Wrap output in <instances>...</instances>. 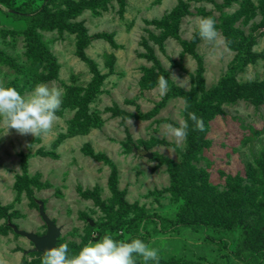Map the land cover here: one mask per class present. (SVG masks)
<instances>
[{"label": "rangeland", "instance_id": "1", "mask_svg": "<svg viewBox=\"0 0 264 264\" xmlns=\"http://www.w3.org/2000/svg\"><path fill=\"white\" fill-rule=\"evenodd\" d=\"M14 15L40 17L34 29L53 59L35 72L32 31ZM208 16L228 41L222 57L197 34ZM0 83L21 95L38 83L63 90L47 136L3 135L0 120V264H42L10 227L45 235L38 201L69 255L107 232L142 236L159 264H248L236 255L241 230L224 229L236 220L264 244V0L0 3ZM189 111L209 116L195 155L189 135L178 145L163 129Z\"/></svg>", "mask_w": 264, "mask_h": 264}, {"label": "clouds", "instance_id": "2", "mask_svg": "<svg viewBox=\"0 0 264 264\" xmlns=\"http://www.w3.org/2000/svg\"><path fill=\"white\" fill-rule=\"evenodd\" d=\"M195 28L200 39L210 46L212 56L222 57L227 51L228 41L221 38L216 20L212 16L198 18ZM157 88L161 96L169 90L168 80L163 75L158 77ZM62 96L61 88L50 87L46 83L36 84L28 95H21L14 87H5L0 83V120L6 126L3 135H8L11 130L21 136L49 135L60 119L57 113L62 104ZM187 108L185 101L184 110L187 111ZM187 115V120L180 118L179 126L171 123L163 125L165 135L174 138L178 145L187 138L188 120L194 124L193 131H205L202 117L191 111ZM138 258L142 259L143 264H149V261L159 264L158 250L142 239L117 240L106 232L95 242L89 240L72 255H69L67 243L45 249L42 264H137Z\"/></svg>", "mask_w": 264, "mask_h": 264}, {"label": "trees", "instance_id": "3", "mask_svg": "<svg viewBox=\"0 0 264 264\" xmlns=\"http://www.w3.org/2000/svg\"><path fill=\"white\" fill-rule=\"evenodd\" d=\"M13 2V0H0L1 4H4L6 6H10L11 3ZM43 13H40V15H42ZM38 15H34L31 17H20V16H16L14 15L15 18H24V20L26 21L27 25L29 26V30L32 31V35H31V43L29 44V60L31 61V63L33 64L34 67V72L37 71L39 69V67H41L42 65L52 61V56L48 53V51H46L45 46H44V42L40 39V35L35 31L34 27L35 24L38 23V20H40V17ZM222 99H220L217 103L220 104ZM235 98L234 96L231 97H227V102H234ZM208 103H206L205 105H207ZM203 105V106H205ZM217 111H219L220 113H222V110L220 108L217 109ZM211 113V111H210ZM198 117H202L204 120V125H207V121L209 116L204 117L201 114H198ZM203 132H192L189 133V154L190 155H195L197 154V152H201L202 148L204 147V134H202ZM187 157H191L189 155H187ZM258 164H260L258 162ZM175 169L173 170V181L175 182L174 184L177 186V190L179 192V194L183 193L184 196V189H185V182L186 180L184 179V177H180L178 174L179 169H181V167H183L182 165H177L175 164ZM185 199V198H184ZM187 200L192 202V198H188L186 197ZM189 205L186 202V206H184V210L189 211L188 209ZM190 212V211H189ZM193 212V211H192ZM191 212V213H192ZM248 216L250 215L249 213H247ZM242 221V219H241ZM209 226L212 227V229L214 230H241V234H240V238L237 241V250H236V255H238L240 258L244 259L248 264H264V244H259L257 243L259 241V239L255 238L256 236H254V234L252 235V232H250V226H247L246 224H242L240 221L236 220L233 221L228 227L221 229L220 224L219 223H208ZM258 224L252 226V230H255L254 228L257 227ZM263 233L264 231L261 230ZM135 238H139L143 240V237L140 235H137ZM253 241L250 244V241ZM60 241V238H59ZM58 241V244H59ZM57 244V246H58ZM41 254V253H39ZM43 255V254H41Z\"/></svg>", "mask_w": 264, "mask_h": 264}, {"label": "water", "instance_id": "4", "mask_svg": "<svg viewBox=\"0 0 264 264\" xmlns=\"http://www.w3.org/2000/svg\"><path fill=\"white\" fill-rule=\"evenodd\" d=\"M148 158H152V154L146 155ZM39 204V215L43 222L47 227V231L45 235L39 236L33 232H27L24 230L18 229L16 225H10L13 231L20 236L25 237L33 244V248L28 251V253H41L43 254L45 249L51 248L53 246H57L59 238L61 236V227H58L46 213L44 202L38 201ZM91 225H94L92 221H90Z\"/></svg>", "mask_w": 264, "mask_h": 264}]
</instances>
